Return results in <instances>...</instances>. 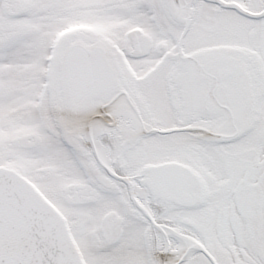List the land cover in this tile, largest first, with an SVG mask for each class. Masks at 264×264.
<instances>
[{
	"label": "snow or ice",
	"instance_id": "6c2138e0",
	"mask_svg": "<svg viewBox=\"0 0 264 264\" xmlns=\"http://www.w3.org/2000/svg\"><path fill=\"white\" fill-rule=\"evenodd\" d=\"M0 264H264V0H0Z\"/></svg>",
	"mask_w": 264,
	"mask_h": 264
}]
</instances>
